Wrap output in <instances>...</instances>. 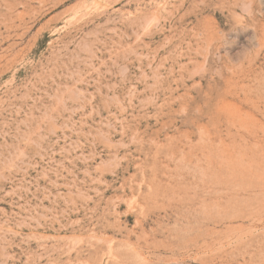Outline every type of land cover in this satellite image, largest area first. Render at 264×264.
<instances>
[{
  "label": "rangeland",
  "instance_id": "rangeland-1",
  "mask_svg": "<svg viewBox=\"0 0 264 264\" xmlns=\"http://www.w3.org/2000/svg\"><path fill=\"white\" fill-rule=\"evenodd\" d=\"M0 264H264V0H0Z\"/></svg>",
  "mask_w": 264,
  "mask_h": 264
}]
</instances>
